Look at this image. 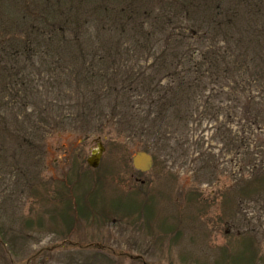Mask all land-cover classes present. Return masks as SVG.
I'll list each match as a JSON object with an SVG mask.
<instances>
[{"label": "rangeland", "instance_id": "obj_1", "mask_svg": "<svg viewBox=\"0 0 264 264\" xmlns=\"http://www.w3.org/2000/svg\"><path fill=\"white\" fill-rule=\"evenodd\" d=\"M182 1L0 0V264H264L263 208L240 201L239 213L225 202L242 159L220 142L225 117L197 120L211 111L202 103L179 155L161 154L143 173L133 158L146 141L97 118L117 113V92L69 85L77 59L150 75L176 32L165 18L186 20ZM189 1L194 19L182 29L217 15L235 26L221 44L230 54L264 56V0ZM219 87L209 88L216 106L227 99ZM90 101L103 110L81 117ZM228 127L250 141L264 135L250 136L237 120ZM98 143L104 152L94 169L87 159ZM201 152L214 155L218 182L204 175Z\"/></svg>", "mask_w": 264, "mask_h": 264}, {"label": "trees", "instance_id": "obj_2", "mask_svg": "<svg viewBox=\"0 0 264 264\" xmlns=\"http://www.w3.org/2000/svg\"><path fill=\"white\" fill-rule=\"evenodd\" d=\"M217 5L221 9H227L223 4ZM193 7L194 3L184 0L180 9L184 10L186 20L165 18L177 24V33H170L166 44L159 47L155 62L149 67L152 72L150 75L147 73L148 69L143 73H135L134 69L121 73L119 65L109 67L108 62L102 61V65H94L77 59L72 62L70 77L73 79L69 80V85L83 84L91 88L92 94L97 93L92 90L95 83L107 90L109 87L115 90L117 98L123 104L116 103L112 107V110L117 111L114 115L106 111L105 114L98 113L99 124L107 122L122 137L127 134V138L146 141L143 149L145 152L149 153L153 146L158 148L159 153L152 154L157 164L161 154L168 157H175L176 153L179 155L202 103L204 107L211 106V111L200 113L197 120L204 114V117H216L217 120L225 117L224 125L227 127L218 130L220 142L229 153L235 151L242 157L235 179L226 185V205L230 203L229 208L236 207L239 213L242 209L235 204L240 201L256 204L264 210V135L263 138L257 137L250 141L247 136L241 138L234 135L233 129L228 127L237 120L242 131L249 132L250 136L256 130L264 128V101L259 99L264 94V56L250 48L237 56L236 53L230 54L229 47L227 49L221 44L223 40L228 43L226 36L235 26L225 24L217 15L199 20L198 25L188 24L190 31L182 29L194 19L191 18L195 14L191 11ZM230 42L236 44L238 41L231 35ZM251 42L254 43V40L251 39ZM146 47L154 51L155 46L147 44ZM157 75L168 80V85H163L160 77L155 78ZM217 85L223 89L219 87L227 99L223 101L226 103L216 106L217 96L212 97L209 88H217ZM98 91L103 94L99 88ZM100 96L104 97L105 94ZM103 108V104L100 105L97 101L93 104L91 101L87 102L81 117L85 118V115L97 113ZM70 124H74L72 120ZM173 128L175 129L172 130ZM174 135L177 138H173ZM199 156L204 175L218 182L221 176H218L220 171L214 163V155L201 152ZM237 212L230 213L232 215L224 222L234 220ZM69 219L66 215L65 221Z\"/></svg>", "mask_w": 264, "mask_h": 264}, {"label": "water", "instance_id": "obj_3", "mask_svg": "<svg viewBox=\"0 0 264 264\" xmlns=\"http://www.w3.org/2000/svg\"><path fill=\"white\" fill-rule=\"evenodd\" d=\"M97 146V149L92 151V155L87 160V164L94 169L99 166L102 154L104 152V146L102 143H98ZM133 166L140 172L148 173L153 168V159L149 154L139 152L133 158Z\"/></svg>", "mask_w": 264, "mask_h": 264}]
</instances>
